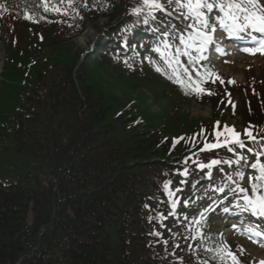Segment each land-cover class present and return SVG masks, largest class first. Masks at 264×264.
Listing matches in <instances>:
<instances>
[{"label":"trees","instance_id":"16d2710c","mask_svg":"<svg viewBox=\"0 0 264 264\" xmlns=\"http://www.w3.org/2000/svg\"><path fill=\"white\" fill-rule=\"evenodd\" d=\"M50 1L45 10V0H0V264H233L221 249L242 264L209 220L192 241L194 201L211 211L214 186L241 185L248 154L239 151V161L237 144L216 153L206 145L232 143L224 129L235 130L236 112L242 141L264 136V80L244 93L190 62L191 80L183 68V85L169 79L157 49L180 46L194 21L176 0L160 2L182 15L180 24L148 15L143 0ZM102 19L106 45L86 55L76 39ZM233 94L242 105L232 107ZM192 101L213 108L208 124L188 122ZM212 159L222 172L207 180Z\"/></svg>","mask_w":264,"mask_h":264},{"label":"snow or ice","instance_id":"6c2138e0","mask_svg":"<svg viewBox=\"0 0 264 264\" xmlns=\"http://www.w3.org/2000/svg\"><path fill=\"white\" fill-rule=\"evenodd\" d=\"M62 2H65V0H62ZM176 2L181 9L187 10L186 15L189 19L194 18L195 23L186 26L187 28L192 29L193 33L187 39L180 37V42L184 45L183 49L177 48L174 54L161 53V55L165 58L167 67L172 70V75H169L168 78H175L174 82L180 83L181 85L184 84V80L180 76V70L182 68L180 57L187 56L190 63H195L196 60L189 49L203 52L207 45L213 42V34L216 32V27L209 23L206 12L211 13L214 9H218L220 13H223V18L218 21V24L219 27L228 32L229 35L245 32L249 34L251 32L264 34V5H261L259 0H221L220 3H216L215 0H212V2H209V0H183V2L182 0H176ZM66 3L68 7H72L74 0H66ZM0 7H2V5H0ZM44 7L45 10H47V0H45ZM143 7L149 9L148 15H152L153 11H164V6L160 0H143ZM56 10L59 11V9ZM142 11L143 8H137L134 10V14L140 15ZM25 18L31 19V16H26ZM154 18L155 17L153 16V19ZM147 22V19H145L144 23ZM251 39L257 41V37L255 36H252ZM169 47L171 46L165 44V48ZM157 51L160 50L157 49ZM244 51L249 54H255L259 51L261 54H264V39L258 40V47L245 48ZM156 71L161 72L162 74H167L166 71L160 67H157ZM183 72L187 78L191 80V75L188 69L183 68ZM197 91L203 92L204 90L197 89ZM224 133L230 135L231 142L237 144L240 148L245 146L244 142L239 138V134L236 133L234 129H229L225 126ZM224 133L217 132V138ZM247 135L250 138L255 139L251 132H248ZM225 143H228V141L226 140ZM219 146H221L219 143L206 145L209 149ZM229 150L231 151L232 149ZM249 151L252 150L249 149ZM241 159L244 158L241 157ZM219 163L220 161L213 160L211 165H208L207 167ZM200 167L203 169L205 165L201 164ZM250 167L254 170V173L258 172V175L253 174L251 177L252 195L247 194V189L237 186L233 191L243 194L242 199L244 201L243 205L238 204L237 206L241 207L243 211L250 212L253 216L264 218V164L257 162ZM184 175H187V172H185ZM229 179H231V177H229ZM240 179H244L242 173L240 174ZM217 190L223 191V188ZM169 194L171 195V193ZM227 210L228 209L226 208L225 211ZM249 231L253 232L256 236L264 235L259 232H254L252 229H249ZM224 254L231 257L233 264H240L238 258L231 253L230 250H219L218 255L222 256Z\"/></svg>","mask_w":264,"mask_h":264},{"label":"rangeland","instance_id":"374dc122","mask_svg":"<svg viewBox=\"0 0 264 264\" xmlns=\"http://www.w3.org/2000/svg\"><path fill=\"white\" fill-rule=\"evenodd\" d=\"M104 22V21H103ZM103 24H100L97 28L91 27L88 25L84 32V36L77 40V45L84 50L85 52L89 51L91 48L96 46L97 39L99 33H101V28ZM5 60V58H3ZM216 68L227 78L229 82L235 83L238 85L243 92L244 90L249 89L250 82L253 80L260 81L264 80V57H261L259 53L257 54H242L240 57H232L221 64H216ZM256 77L257 79H252ZM243 93V94H244ZM241 95L233 94L231 97L232 107H235L238 102V106L241 104ZM189 118L188 122L202 121L205 124H208L211 121L213 108L209 105H203L200 102L192 101L188 107ZM231 112V111H230ZM230 112H227L230 113ZM226 114V113H224ZM233 114V113H232ZM235 114V113H234ZM232 117L231 123L237 126L239 129L241 128V120L236 112ZM244 246L247 251H244L248 257V260H254L255 263L259 260H264V254L260 251L253 249L246 244L245 241L237 240ZM250 248L248 250V248Z\"/></svg>","mask_w":264,"mask_h":264}]
</instances>
